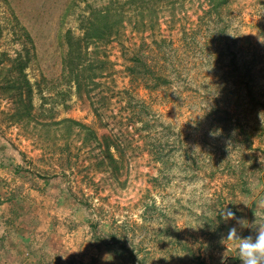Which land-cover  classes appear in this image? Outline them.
<instances>
[{
	"label": "rangeland",
	"instance_id": "rangeland-1",
	"mask_svg": "<svg viewBox=\"0 0 264 264\" xmlns=\"http://www.w3.org/2000/svg\"><path fill=\"white\" fill-rule=\"evenodd\" d=\"M101 7L123 22L78 90L68 34ZM262 121L264 0H0V205L69 264H241L222 237L264 225Z\"/></svg>",
	"mask_w": 264,
	"mask_h": 264
},
{
	"label": "crops",
	"instance_id": "crops-1",
	"mask_svg": "<svg viewBox=\"0 0 264 264\" xmlns=\"http://www.w3.org/2000/svg\"><path fill=\"white\" fill-rule=\"evenodd\" d=\"M29 190V189H27ZM10 203L0 205V259H13L14 264H69L61 249L53 250V228L43 218L12 217ZM13 208V206H11ZM2 212V213H1ZM32 216L36 212L31 213ZM61 245H59V248ZM58 251V252H57Z\"/></svg>",
	"mask_w": 264,
	"mask_h": 264
},
{
	"label": "trees",
	"instance_id": "trees-1",
	"mask_svg": "<svg viewBox=\"0 0 264 264\" xmlns=\"http://www.w3.org/2000/svg\"><path fill=\"white\" fill-rule=\"evenodd\" d=\"M224 1L225 0H219V2H221L222 4L224 3ZM93 12V16L87 19V23L85 24V26L83 25L84 35L82 37H75L71 31L68 34L70 49L65 59L64 65L66 70L69 69L68 73L73 76V80L76 83L78 90L82 89L84 77L86 78L87 76L86 70L88 68L84 67L85 63H83L85 59V52H88L89 42L87 40L90 38L98 43L103 39H109L113 37L116 30L119 31L118 26L123 22L121 19H113L115 15L112 10H110V8L101 7L96 12ZM115 14L116 16H118L117 13ZM14 61L15 63L20 62L18 63L21 65L19 67V71L21 72V74L26 75L24 71L25 65L21 64V59L15 58ZM92 68L90 67L91 70H95L94 66H92ZM89 75L92 76L91 74ZM92 77L94 78V76ZM28 83H30V81H28ZM32 90L33 88L31 86L29 95L32 94ZM108 152L111 158L114 159L110 146H108Z\"/></svg>",
	"mask_w": 264,
	"mask_h": 264
},
{
	"label": "clouds",
	"instance_id": "clouds-1",
	"mask_svg": "<svg viewBox=\"0 0 264 264\" xmlns=\"http://www.w3.org/2000/svg\"><path fill=\"white\" fill-rule=\"evenodd\" d=\"M221 217L225 222L235 220L241 227L248 226L247 221L238 219L236 214L226 206ZM222 243L227 250L234 248L241 264H264V225L257 226L255 235L247 237H242L237 227H230L226 236L222 237Z\"/></svg>",
	"mask_w": 264,
	"mask_h": 264
}]
</instances>
